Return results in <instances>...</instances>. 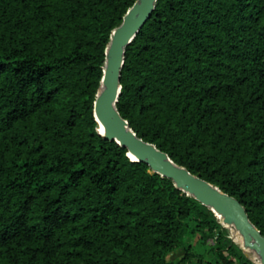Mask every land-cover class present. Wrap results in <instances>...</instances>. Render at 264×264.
I'll list each match as a JSON object with an SVG mask.
<instances>
[{"label": "trees", "instance_id": "1", "mask_svg": "<svg viewBox=\"0 0 264 264\" xmlns=\"http://www.w3.org/2000/svg\"><path fill=\"white\" fill-rule=\"evenodd\" d=\"M135 1L0 0V264H258L222 218L95 130L105 51ZM120 85L133 132L264 236V0H157ZM186 230L213 240V260Z\"/></svg>", "mask_w": 264, "mask_h": 264}, {"label": "water", "instance_id": "2", "mask_svg": "<svg viewBox=\"0 0 264 264\" xmlns=\"http://www.w3.org/2000/svg\"><path fill=\"white\" fill-rule=\"evenodd\" d=\"M156 1L136 0L124 15L122 23L111 33L105 51L103 75L92 106V115L96 122L95 130L104 139L115 141L125 147L131 161L145 163L152 173L170 179L176 188L208 207L218 221L217 214L223 215L221 224L226 228L228 224H233L239 230L243 238V247L240 248L257 254L261 263L254 260L258 264H264V236L251 223L242 204L236 198L222 192L217 186L175 164L154 144L139 138L116 108L121 89L120 75L125 48L151 16ZM98 124L103 129L102 133L97 130Z\"/></svg>", "mask_w": 264, "mask_h": 264}, {"label": "rangeland", "instance_id": "3", "mask_svg": "<svg viewBox=\"0 0 264 264\" xmlns=\"http://www.w3.org/2000/svg\"><path fill=\"white\" fill-rule=\"evenodd\" d=\"M221 223V222H220ZM222 227H225L222 224ZM226 228V227H225ZM227 229V236L228 238H230L234 244L238 245L239 247H243V238L240 235L239 231L235 228V227H231V228H226ZM186 233L183 234V242L185 244H190L191 248H192V252L197 256V257H201L202 259H204L206 262L213 260V256H212V248H213V240L209 239V240H204L201 237L200 232H193L188 234V231H185ZM232 232V235H231ZM246 253H249L250 256L255 259L258 263H260V260L257 256V254L253 253L252 251H248L245 250ZM184 255V250L182 248L175 250L174 252L170 253L167 256V260L168 261H175L178 260L179 258H181Z\"/></svg>", "mask_w": 264, "mask_h": 264}, {"label": "bare ground", "instance_id": "4", "mask_svg": "<svg viewBox=\"0 0 264 264\" xmlns=\"http://www.w3.org/2000/svg\"><path fill=\"white\" fill-rule=\"evenodd\" d=\"M97 130L99 131V132H101L102 133V131H103V129H102V127L98 124L97 125ZM217 213V212H216ZM217 216L219 217V218H222V219H224V217H223V215H220V214H217ZM230 227H234V225L233 224H228ZM239 231V230H238ZM247 250V249H246ZM249 251V250H248ZM258 258H259V256H258ZM259 260H260V263H261V259L259 258Z\"/></svg>", "mask_w": 264, "mask_h": 264}]
</instances>
